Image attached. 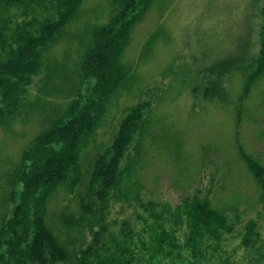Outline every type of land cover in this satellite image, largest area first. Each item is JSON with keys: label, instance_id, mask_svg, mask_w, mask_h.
Instances as JSON below:
<instances>
[{"label": "trees", "instance_id": "trees-1", "mask_svg": "<svg viewBox=\"0 0 264 264\" xmlns=\"http://www.w3.org/2000/svg\"><path fill=\"white\" fill-rule=\"evenodd\" d=\"M92 1L0 0V133L21 143L15 162L0 158V264H264L254 220L233 235L238 219L208 194L174 206L143 194L140 175L160 145L154 101L124 108L98 141L111 105L131 97L133 28L169 0H104L94 20ZM243 69L246 96L264 86V26L260 54ZM214 73L202 99L223 106L226 78ZM238 145L264 203V166ZM115 204L130 213L110 218Z\"/></svg>", "mask_w": 264, "mask_h": 264}, {"label": "rangeland", "instance_id": "rangeland-1", "mask_svg": "<svg viewBox=\"0 0 264 264\" xmlns=\"http://www.w3.org/2000/svg\"><path fill=\"white\" fill-rule=\"evenodd\" d=\"M104 5V0L87 5L96 12L90 15L92 20ZM263 5L264 0H169L153 5L133 28L124 55L136 76L131 97L122 95L111 105L98 141L108 139L124 108L154 101L158 126L154 131L160 145L140 175L146 198L174 206L199 190L201 196L210 195L212 205L228 218L238 219L233 235L254 220L264 239V203L237 151L239 143L264 166V86L255 85L242 96L243 79L249 76L243 68L261 50ZM156 31L158 38L148 44ZM214 72L226 78L228 103L223 106L202 99ZM0 141V158L15 162L21 143L1 133ZM112 208V219L130 213L118 204ZM238 241L237 236L227 245L233 248Z\"/></svg>", "mask_w": 264, "mask_h": 264}, {"label": "clouds", "instance_id": "clouds-1", "mask_svg": "<svg viewBox=\"0 0 264 264\" xmlns=\"http://www.w3.org/2000/svg\"><path fill=\"white\" fill-rule=\"evenodd\" d=\"M243 7H244V6H243V5H241V10L243 9Z\"/></svg>", "mask_w": 264, "mask_h": 264}]
</instances>
